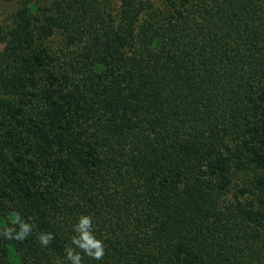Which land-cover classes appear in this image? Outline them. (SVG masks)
Masks as SVG:
<instances>
[{
  "label": "trees",
  "instance_id": "trees-1",
  "mask_svg": "<svg viewBox=\"0 0 264 264\" xmlns=\"http://www.w3.org/2000/svg\"><path fill=\"white\" fill-rule=\"evenodd\" d=\"M110 6L27 5L11 29L0 264H264V0ZM252 168L259 193L235 182ZM85 216L102 259L72 242Z\"/></svg>",
  "mask_w": 264,
  "mask_h": 264
},
{
  "label": "rangeland",
  "instance_id": "rangeland-1",
  "mask_svg": "<svg viewBox=\"0 0 264 264\" xmlns=\"http://www.w3.org/2000/svg\"><path fill=\"white\" fill-rule=\"evenodd\" d=\"M54 0H1L0 1V73L4 79V85H8L11 79L14 77V62L11 58H7V52L10 51V41L12 36L10 35L11 29L16 25L20 11L27 5L30 7L33 5L34 10L41 8L45 5H50ZM110 9L114 13H119L121 0H109ZM148 2H154L155 4L161 3V0H147ZM39 13L40 11L37 10ZM50 46L52 51L58 52L63 45L60 35H56L53 39L44 42ZM1 85V83H0ZM262 174L252 168V171H240L235 173V182L237 184H249L252 185V189L259 193V188L255 185ZM230 195V194H228ZM253 195V194H252Z\"/></svg>",
  "mask_w": 264,
  "mask_h": 264
},
{
  "label": "clouds",
  "instance_id": "clouds-1",
  "mask_svg": "<svg viewBox=\"0 0 264 264\" xmlns=\"http://www.w3.org/2000/svg\"><path fill=\"white\" fill-rule=\"evenodd\" d=\"M92 223L90 217H81L75 230L80 233L79 237H73V244L82 249V251L90 255L94 259H102L104 255V246L101 240L96 239L92 232ZM25 231L27 228L25 227ZM50 235L48 237L42 236L41 242L45 245L49 242ZM68 259L72 261V264H81L82 257L79 253H74L69 250Z\"/></svg>",
  "mask_w": 264,
  "mask_h": 264
}]
</instances>
